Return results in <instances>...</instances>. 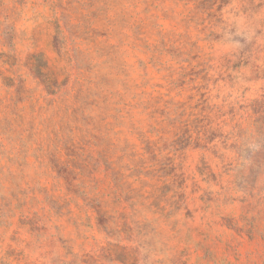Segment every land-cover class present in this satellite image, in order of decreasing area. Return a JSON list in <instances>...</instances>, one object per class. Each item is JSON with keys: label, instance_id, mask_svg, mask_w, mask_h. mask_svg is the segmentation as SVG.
I'll list each match as a JSON object with an SVG mask.
<instances>
[{"label": "rangeland", "instance_id": "rangeland-1", "mask_svg": "<svg viewBox=\"0 0 264 264\" xmlns=\"http://www.w3.org/2000/svg\"><path fill=\"white\" fill-rule=\"evenodd\" d=\"M0 264H264V0H0Z\"/></svg>", "mask_w": 264, "mask_h": 264}, {"label": "trees", "instance_id": "trees-1", "mask_svg": "<svg viewBox=\"0 0 264 264\" xmlns=\"http://www.w3.org/2000/svg\"><path fill=\"white\" fill-rule=\"evenodd\" d=\"M131 163L134 164V162H131ZM134 165H135V164H134ZM135 166H137L138 168H140L141 165H135Z\"/></svg>", "mask_w": 264, "mask_h": 264}]
</instances>
